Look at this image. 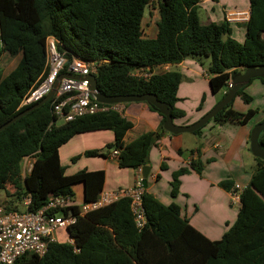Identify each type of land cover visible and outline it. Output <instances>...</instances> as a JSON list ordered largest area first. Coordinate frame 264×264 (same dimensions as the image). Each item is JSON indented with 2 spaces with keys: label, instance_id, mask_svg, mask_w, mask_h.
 I'll list each match as a JSON object with an SVG mask.
<instances>
[{
  "label": "trees",
  "instance_id": "1",
  "mask_svg": "<svg viewBox=\"0 0 264 264\" xmlns=\"http://www.w3.org/2000/svg\"><path fill=\"white\" fill-rule=\"evenodd\" d=\"M201 1L0 0V60L3 55L19 58L6 76L0 71V126L31 107L19 109L44 71L49 37L68 61L77 58L96 64L99 93L107 97L152 94L171 107L173 120L184 116L175 108L181 75L154 73L158 68L178 65L187 58L200 63L201 58H208L206 75L211 92L224 89L226 93L232 77L247 68L264 66V0H248L242 43L231 38L226 19L220 24L200 22ZM151 4L159 15L154 38L143 34L145 10ZM136 72L142 75L136 77ZM253 80L264 85L263 79ZM253 80L235 98L250 103L252 98L244 90ZM235 98L209 122L244 124L252 112L235 111ZM147 106L161 118L158 129L126 142L132 124L119 112L57 125L50 102L45 103L0 132V190L12 188L9 199L16 203L28 198L26 210L31 213L43 208L51 196L73 197L76 185L83 187V203L95 201L103 190L104 172L81 170L67 175L59 161V148L76 135L110 131L114 139L106 147L118 151L115 162L119 169L149 167L150 149L167 132L159 111ZM258 142L264 150V131ZM84 156L105 154L93 150ZM24 158H31L32 164L23 176ZM253 159L256 168L239 193L236 221L219 240L207 239L181 217L177 206H164L144 190L147 222L142 230L134 225L129 200L120 199L79 216L66 231L73 244L50 243L44 256L27 254L14 264H264V161ZM202 169L201 163L191 161L189 168L173 173L170 195L177 194L180 176L190 170L200 174ZM231 185L228 180L220 184L227 191ZM71 212L77 213L78 208Z\"/></svg>",
  "mask_w": 264,
  "mask_h": 264
},
{
  "label": "crops",
  "instance_id": "2",
  "mask_svg": "<svg viewBox=\"0 0 264 264\" xmlns=\"http://www.w3.org/2000/svg\"><path fill=\"white\" fill-rule=\"evenodd\" d=\"M212 1L219 3L218 0H202L199 6H206ZM224 6L223 4V14L220 12L217 13L216 10L212 9L217 19L214 23L220 24L226 19L225 13L231 11ZM207 8L209 9L210 7L207 6ZM239 12H247L249 14V8L248 10ZM214 16L209 15L206 24L211 23ZM247 19L240 23V25H243ZM228 22L232 24L230 20ZM155 35L156 32L151 38H154ZM14 59H16L17 64L19 58L15 57ZM185 65L186 62L183 61L175 66L180 67L181 72H183L185 71L183 69ZM171 67H168V71H171ZM188 67H190L189 71H194L192 65H188ZM204 76L208 83V76ZM252 84H255L253 86H260L259 89L264 94V85L260 81H252ZM181 88L178 87L177 95L181 94ZM208 90V97L203 102L200 111L191 110L182 103H175V108L184 114L183 117L173 120L175 125H192L220 101L225 94L224 89L213 94L210 90L209 83ZM246 92L250 94V90ZM219 93L221 97L216 98ZM252 103H254L253 98L250 103L245 104L239 97H236L233 102L232 108L235 111L243 114L249 111L252 112L249 119L242 125L225 123L214 125V127L209 129L208 127H204L199 134L187 133L191 134V137H186L182 134L171 135L167 133L149 151L148 166L150 171L145 191L153 195L164 206L171 204L177 206L181 217L186 219L196 231L211 241L221 239L222 235L235 223L240 206L239 202L233 200V195H238L248 185L256 168V163L249 150V135L252 127L262 122L264 117V95L258 106H255L256 103H254V107ZM121 106L122 116L132 124L131 130L126 134V142L132 141L142 133L154 132L158 129L161 118L149 110L146 104L133 103ZM105 132L110 131L84 133L71 138L59 148V161L61 166H63L61 150L64 146L73 142L78 136H90L89 144L92 146L87 148L83 145L85 148L78 151L84 152L86 149L100 148L104 143H112L114 139L113 133L111 136L108 133L106 135ZM100 140L104 142L99 143L98 141ZM80 142L75 141L71 148L75 149ZM86 160L84 166H81L83 168L82 170L88 172H104L105 181L102 192H114L132 188L138 178L137 170L119 169L116 162L113 161L112 163L109 161L110 158L90 157ZM191 161L202 164L203 169L201 173L197 174L190 170L188 174L180 176L178 179L179 186L177 188V194L174 197L171 196L170 182L172 181L173 173L181 168H189ZM64 168L67 175L74 174L68 173L66 167ZM226 180L232 183L229 191L220 186ZM236 186L240 189L236 190ZM79 187L81 191L80 202L76 201V194L74 192ZM74 188L73 202L78 206L83 202V187L76 185Z\"/></svg>",
  "mask_w": 264,
  "mask_h": 264
},
{
  "label": "built area",
  "instance_id": "3",
  "mask_svg": "<svg viewBox=\"0 0 264 264\" xmlns=\"http://www.w3.org/2000/svg\"><path fill=\"white\" fill-rule=\"evenodd\" d=\"M238 12L227 14L228 17L238 16ZM169 66L158 68L154 73L168 72ZM96 64L73 58L68 61L57 50L56 41L49 37L46 40V63L42 75L36 84L26 93L19 109L32 106L46 97L54 87L56 80L61 75H67L59 80L53 96L49 99L50 111L55 117V123L72 122L76 119L92 116L107 111L121 113L124 104H102L92 99L90 89V76L95 77ZM136 77L142 73L136 72ZM146 76V75H144ZM231 81V79H230ZM230 81L228 89L231 88ZM118 151L113 150L109 158L116 161ZM22 163L25 168L26 161ZM31 165L29 166L30 170ZM138 178L132 188L114 192H102L99 197L88 203L76 206L73 197H49L46 205L40 210L31 213L26 210L29 199L22 201L23 211L5 210L7 206L0 205V264H14L15 261L27 254L42 257L47 252L50 243L57 242L56 232H66L74 225L77 218L91 211L108 206L120 199H128L134 225L138 231L146 225V216L142 204L144 189L141 184V168L137 170ZM236 190L240 188L235 187ZM243 190V189H242ZM233 200L239 202V194L233 195ZM73 207L78 208L77 213H72ZM66 243L73 244L68 236Z\"/></svg>",
  "mask_w": 264,
  "mask_h": 264
},
{
  "label": "rangeland",
  "instance_id": "4",
  "mask_svg": "<svg viewBox=\"0 0 264 264\" xmlns=\"http://www.w3.org/2000/svg\"><path fill=\"white\" fill-rule=\"evenodd\" d=\"M218 2L219 3H215V1H212L208 5L200 6L198 8V17H199L200 22L202 24H206L208 22L207 18L209 17V15L214 16L212 9L216 10L217 13L220 12L221 14H223L222 5L224 4L225 5L224 7L226 9L231 10L229 11V13L231 12L240 13V15L236 17L235 16L228 17V19L232 22V24H230L229 26L230 31H231V38L234 39L238 43H242L244 40L245 31H244V26L242 24L240 25V23H242L248 18V13L246 12L247 14H243L244 12H239V11L248 10L249 8L248 0H223L222 2L221 0L220 1L218 0ZM207 6H209L210 8L208 9ZM227 14L228 12L225 13L226 19H227ZM158 21H159V15H158L157 7L155 4H151L145 10L144 19H143V34L145 37L151 38L153 36V34L156 32V23ZM216 21L217 19L214 16V19H212V22H216ZM200 61L201 63L195 60H192L191 58H187L184 60V62H186V65L183 68L185 71L181 72L180 70L181 68L177 66H172L170 69L172 72H177L181 75V82H180L179 87H182V88H181V94L177 95V102L179 104L182 103L187 108L191 110H195V111L201 110L200 108L203 105V102L207 99L208 94H209L208 83L204 76L206 75L205 73L209 65V59L201 58ZM15 65H16V59L3 55L2 59L0 60V71L2 72V75L6 76L15 67ZM188 65H192L194 67L193 69L194 71H189L190 67H188ZM253 81H256V80H253ZM253 85L255 84H252L251 82L245 88L244 92L248 94L246 91L250 90V94L248 95L254 99V103H256L255 106H258L264 94H263V91L259 89L260 86H253ZM219 97H221L220 93L218 94V96H216V98H219ZM254 103H252V106H254ZM209 111L204 113V115H202L200 118L205 116ZM60 123L61 122L58 121L56 124L59 125ZM214 125H217V124H214L211 121L204 127L205 128L208 127L209 129L211 127H214ZM105 133L106 135L108 133V135L110 134L112 136V132H105ZM182 135H185L186 137H191L190 136L191 134H187V133H184ZM75 141L77 142L81 141V142L78 143L79 145L76 146L75 149H72L71 146L74 145ZM98 142L101 143L104 141L100 140ZM89 143H90V136H87V137L78 136L73 140V142H71L70 144L62 148L61 150L62 165L66 167V170L68 173H75L83 169L81 168V166H84V164L87 161L86 159L90 158V157L84 156V153L86 151H93V150L102 151L103 154H105L104 158L106 159L109 158L110 153L113 151L112 149H107L106 147V145L110 143H107V144L104 143L100 148L86 149V151L84 152L78 151V150L85 148L83 145H85L87 148H90L92 145H90ZM109 161L113 163L112 160H109ZM31 164H32L31 158L27 159L25 168L23 167V164H21L23 176L28 173V169ZM74 192L76 194V201L80 202V197H81L80 187L75 189ZM12 194H13V189L8 186L5 192L0 190V205L7 206L10 210H16V211L22 212L24 210L22 203H16L13 198L9 199L10 197L9 195H12ZM67 238H68L67 232H56L55 233V239L58 242H66Z\"/></svg>",
  "mask_w": 264,
  "mask_h": 264
},
{
  "label": "water",
  "instance_id": "5",
  "mask_svg": "<svg viewBox=\"0 0 264 264\" xmlns=\"http://www.w3.org/2000/svg\"><path fill=\"white\" fill-rule=\"evenodd\" d=\"M67 75H61L55 82L53 90L44 97L40 102L32 105L7 123L0 126V132L6 129L8 126L12 125L16 121L20 120L30 112L40 108L53 96L55 89L58 86L59 80ZM253 79H263L264 80V66L259 68H247L242 73H238L236 76L231 78L230 84L231 88L228 89L225 95L220 101H218L215 106L202 118L189 126H177L174 124L171 116V107L167 104L160 102L152 94H145L141 96H120V97H107L102 95L97 90V82L94 76H90V89L92 90V99L102 103V104H133V103H144L149 106H153L159 111V114L164 118L162 128L165 132L171 135H178L183 133H194L197 130L206 126L211 119H213L219 112H221L236 96L237 92L245 87ZM264 131V120L256 124L250 131L249 135V150L253 157L261 159L264 161V150L259 145L258 139L260 134ZM150 168H141V184L143 189L147 188V178L149 175ZM240 206V204H239Z\"/></svg>",
  "mask_w": 264,
  "mask_h": 264
},
{
  "label": "bare ground",
  "instance_id": "6",
  "mask_svg": "<svg viewBox=\"0 0 264 264\" xmlns=\"http://www.w3.org/2000/svg\"><path fill=\"white\" fill-rule=\"evenodd\" d=\"M243 14H246V13H243ZM238 15H240V14H238Z\"/></svg>",
  "mask_w": 264,
  "mask_h": 264
}]
</instances>
